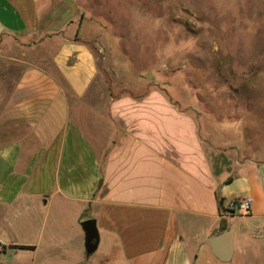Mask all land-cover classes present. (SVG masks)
<instances>
[{
  "label": "crops",
  "instance_id": "0c3cea01",
  "mask_svg": "<svg viewBox=\"0 0 264 264\" xmlns=\"http://www.w3.org/2000/svg\"><path fill=\"white\" fill-rule=\"evenodd\" d=\"M98 3L0 0V48L21 65L0 138L5 247L25 244L51 264H264V161L217 168L196 119L160 92L96 86ZM234 197H251L250 212L228 211ZM229 227L225 262L208 240Z\"/></svg>",
  "mask_w": 264,
  "mask_h": 264
},
{
  "label": "rangeland",
  "instance_id": "374dc122",
  "mask_svg": "<svg viewBox=\"0 0 264 264\" xmlns=\"http://www.w3.org/2000/svg\"><path fill=\"white\" fill-rule=\"evenodd\" d=\"M98 2L96 86L127 96L160 92L196 119L217 168L264 161V0ZM8 53L0 48V138L21 69ZM20 246L4 247L0 264L52 263Z\"/></svg>",
  "mask_w": 264,
  "mask_h": 264
},
{
  "label": "water",
  "instance_id": "95a60500",
  "mask_svg": "<svg viewBox=\"0 0 264 264\" xmlns=\"http://www.w3.org/2000/svg\"><path fill=\"white\" fill-rule=\"evenodd\" d=\"M80 224L84 231L85 250L87 253H92L97 248L99 239L96 222L93 218H88L82 220ZM233 237L234 228L229 227L209 238V246L217 259L226 262L232 258L234 251Z\"/></svg>",
  "mask_w": 264,
  "mask_h": 264
},
{
  "label": "built area",
  "instance_id": "2783aa9c",
  "mask_svg": "<svg viewBox=\"0 0 264 264\" xmlns=\"http://www.w3.org/2000/svg\"><path fill=\"white\" fill-rule=\"evenodd\" d=\"M252 198L251 197H234L226 202V209L232 212L247 214L251 210ZM258 234V230L255 231ZM5 247L4 241L0 238V251Z\"/></svg>",
  "mask_w": 264,
  "mask_h": 264
},
{
  "label": "trees",
  "instance_id": "16d2710c",
  "mask_svg": "<svg viewBox=\"0 0 264 264\" xmlns=\"http://www.w3.org/2000/svg\"><path fill=\"white\" fill-rule=\"evenodd\" d=\"M20 248H30V246H27V245H25V246H20Z\"/></svg>",
  "mask_w": 264,
  "mask_h": 264
}]
</instances>
